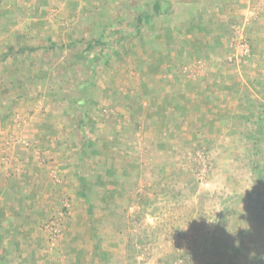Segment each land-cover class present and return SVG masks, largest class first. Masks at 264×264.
Instances as JSON below:
<instances>
[{
	"label": "rangeland",
	"instance_id": "obj_1",
	"mask_svg": "<svg viewBox=\"0 0 264 264\" xmlns=\"http://www.w3.org/2000/svg\"><path fill=\"white\" fill-rule=\"evenodd\" d=\"M155 1L0 0V190L31 160L65 188L35 229L0 231L2 264H264V135L249 120L209 133L201 111L169 106L192 84L247 79L264 0H230L211 51L198 20L159 18ZM178 1L207 15V0Z\"/></svg>",
	"mask_w": 264,
	"mask_h": 264
},
{
	"label": "crops",
	"instance_id": "obj_2",
	"mask_svg": "<svg viewBox=\"0 0 264 264\" xmlns=\"http://www.w3.org/2000/svg\"><path fill=\"white\" fill-rule=\"evenodd\" d=\"M217 1L207 0V8L204 9L207 15L201 10H195L193 13V10L190 9V6L193 4L190 5L189 1L156 0L154 2L155 9L153 10L154 14L159 18L165 15L171 21H179L178 10L185 11V13L181 12L184 13L181 18L189 21L191 27H193L194 21L198 20L201 23L199 25L200 29L204 32L206 30V34L203 36L206 39L204 42L207 43V49L211 51L223 39V34L218 33L217 30L225 28V25L232 18H235L237 13H233L230 8H227L230 0L223 2L219 0L220 3H217ZM164 10L166 13H164ZM2 17L1 14L0 21H2ZM205 17L207 20H205ZM262 17L264 18V16ZM254 22H257V24L253 26L254 28L250 34L251 57L249 65L244 70V73L249 76L245 81L235 79L234 76H227L222 80L219 79V82L211 79L208 81V84L207 80L203 82L204 85L202 83L192 84V95L199 93L196 92L197 89H199L200 94H203L201 106L198 101L194 102V96L192 95L179 93L177 96L180 103L183 102V106L189 104L185 107L186 111L194 108L198 109L201 111L203 119H208L207 127L209 128V133H219L223 136L226 134L239 135L241 127L245 129L249 120V124L252 126L249 134L255 137L264 135V19ZM202 23H206V28L202 27ZM188 28L190 29V26ZM196 29L197 27L195 26L193 31ZM158 31L157 34H161L158 37L171 32L161 28V26H158ZM0 35H2L1 31ZM223 143V141L220 142L221 145ZM32 161L23 165L22 168L24 169L22 170L24 172L21 171V175L16 178L8 177L9 179L6 180L8 182L7 188L0 190V231L3 229H9L10 231L19 230L20 225L29 226L26 229H35V226L40 225V222L48 215L49 211L47 208L51 204H49V201L58 200L62 191H65V188L62 186H53V181H49V168L45 165L37 167L38 165ZM62 181L63 185H66L68 181L70 182V179L66 178ZM1 185L2 182H0V188H2ZM30 187L39 190L30 189ZM82 196L83 194L77 190L74 191L72 197L79 201V197ZM9 224L11 227H6ZM14 225L15 228L13 227ZM6 235L7 231L3 234L0 233V248L1 246H6ZM18 245L19 242L15 239L11 241L12 253H17L16 248ZM0 254H3V252H0ZM3 256L0 255V264L5 263ZM15 257L17 258V256ZM14 264H18L17 259L14 261Z\"/></svg>",
	"mask_w": 264,
	"mask_h": 264
},
{
	"label": "built area",
	"instance_id": "obj_3",
	"mask_svg": "<svg viewBox=\"0 0 264 264\" xmlns=\"http://www.w3.org/2000/svg\"><path fill=\"white\" fill-rule=\"evenodd\" d=\"M229 49L232 50L231 56L236 59L243 58L244 55H246L245 57L249 55L250 47L247 38L242 30L237 29V31L235 30L233 32V36L230 39ZM200 68H201V62L198 61L196 65L192 67V69L186 67L184 69V73L197 74V71Z\"/></svg>",
	"mask_w": 264,
	"mask_h": 264
},
{
	"label": "trees",
	"instance_id": "obj_4",
	"mask_svg": "<svg viewBox=\"0 0 264 264\" xmlns=\"http://www.w3.org/2000/svg\"><path fill=\"white\" fill-rule=\"evenodd\" d=\"M154 7V6H153ZM153 9H155V8H153ZM143 18H145V17H143V14H141L140 16H139V18H137V22H142V20H143ZM140 24H142V23H139V25ZM137 28H140V26H138ZM137 31H138V29L135 31V33H137ZM114 33L116 34V38H118V34L116 33V31H114ZM134 35V34H133ZM139 34H137V36H138ZM103 37V36H102ZM91 42H93V43H97L98 45H100V44H102V45H105L104 43H105V41L103 40V38L101 39V40H99V41H93V39L91 40ZM85 43L87 44V45H89L90 44V42H88V41H85ZM49 48H55V45H53L52 44V46H49ZM8 52H11V49H9L8 50ZM176 97H177V95H176ZM173 99V98H172ZM171 99V100H172ZM81 102V101H80ZM183 104V102H181L180 103V100H179V98L178 99H176L175 101H174V99H173V102L172 101H170V104H169V106L172 108V110H176V109H178L179 108V106H181ZM181 108V107H180ZM174 117V116H173ZM80 123H83L82 121L80 122Z\"/></svg>",
	"mask_w": 264,
	"mask_h": 264
}]
</instances>
